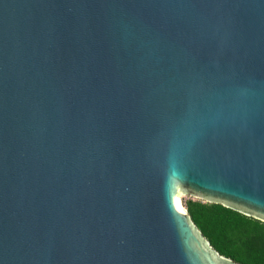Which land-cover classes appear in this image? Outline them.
Here are the masks:
<instances>
[{
    "label": "water",
    "instance_id": "obj_1",
    "mask_svg": "<svg viewBox=\"0 0 264 264\" xmlns=\"http://www.w3.org/2000/svg\"><path fill=\"white\" fill-rule=\"evenodd\" d=\"M184 195L264 223V0H0V264H238Z\"/></svg>",
    "mask_w": 264,
    "mask_h": 264
},
{
    "label": "trees",
    "instance_id": "obj_2",
    "mask_svg": "<svg viewBox=\"0 0 264 264\" xmlns=\"http://www.w3.org/2000/svg\"><path fill=\"white\" fill-rule=\"evenodd\" d=\"M192 221L216 252L238 264H264V223L216 204H187Z\"/></svg>",
    "mask_w": 264,
    "mask_h": 264
},
{
    "label": "rangeland",
    "instance_id": "obj_3",
    "mask_svg": "<svg viewBox=\"0 0 264 264\" xmlns=\"http://www.w3.org/2000/svg\"><path fill=\"white\" fill-rule=\"evenodd\" d=\"M192 201H200V200H198L197 198H195L194 196H191V195H184L182 198H181V204H182V206H183V208L185 209V210H187V204L189 203V202H192ZM200 202H202V201H200ZM204 203V202H203Z\"/></svg>",
    "mask_w": 264,
    "mask_h": 264
},
{
    "label": "bare ground",
    "instance_id": "obj_4",
    "mask_svg": "<svg viewBox=\"0 0 264 264\" xmlns=\"http://www.w3.org/2000/svg\"><path fill=\"white\" fill-rule=\"evenodd\" d=\"M183 196H180L179 197V199H180V209L182 210V211H185V209L183 208V206H182V204H181V198H182Z\"/></svg>",
    "mask_w": 264,
    "mask_h": 264
}]
</instances>
